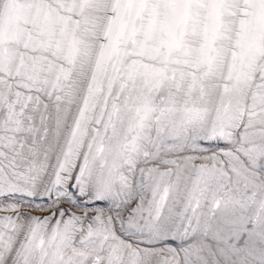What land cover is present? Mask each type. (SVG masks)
<instances>
[{"label": "snow or ice", "instance_id": "6c2138e0", "mask_svg": "<svg viewBox=\"0 0 264 264\" xmlns=\"http://www.w3.org/2000/svg\"><path fill=\"white\" fill-rule=\"evenodd\" d=\"M0 264H264V0H0Z\"/></svg>", "mask_w": 264, "mask_h": 264}]
</instances>
